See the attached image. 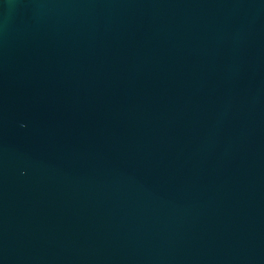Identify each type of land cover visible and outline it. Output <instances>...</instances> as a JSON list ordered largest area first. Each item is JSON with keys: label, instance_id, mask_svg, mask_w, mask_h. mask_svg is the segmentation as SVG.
Here are the masks:
<instances>
[{"label": "water", "instance_id": "95a60500", "mask_svg": "<svg viewBox=\"0 0 264 264\" xmlns=\"http://www.w3.org/2000/svg\"><path fill=\"white\" fill-rule=\"evenodd\" d=\"M0 264H264V0H0Z\"/></svg>", "mask_w": 264, "mask_h": 264}]
</instances>
